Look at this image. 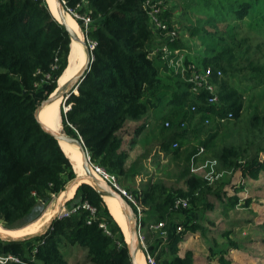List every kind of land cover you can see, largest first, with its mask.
Segmentation results:
<instances>
[{"label": "trees", "instance_id": "obj_1", "mask_svg": "<svg viewBox=\"0 0 264 264\" xmlns=\"http://www.w3.org/2000/svg\"><path fill=\"white\" fill-rule=\"evenodd\" d=\"M180 1L185 10L189 8L191 0ZM63 2L72 16V12L90 16L87 28L82 20L73 17L85 39L96 43L91 49L89 69L77 91L62 104L67 106L66 112L61 109L63 130L81 138L91 163L118 178L127 176L125 164L129 152L123 147L124 127L127 122L144 119L139 126L142 129L149 121L151 111L157 119L165 114L163 118L169 122L168 126L166 121L161 125L166 153L181 156L183 147L191 144V151L185 156L187 159L198 146L208 147L213 136L195 144L197 131L241 116L243 93L227 78L232 76L236 62L249 60L252 49L264 50V28L261 27L264 25V0L198 2L213 16L218 14L217 20L225 22L222 33L226 38L222 34L212 39L209 36L216 33H208L198 26L190 29V34L213 40L205 46L200 63L222 72L221 77L212 78L217 103L207 101L206 91L192 94L189 85L163 63L159 54L147 57L148 48L156 44L157 39L143 8V0ZM164 2L166 6L160 18L172 27L180 21L176 20L174 7L166 0ZM250 10H256L261 20L251 29L261 34L262 39L256 45L247 35L238 37V20L243 21ZM186 23H192L189 17L180 22L181 25ZM168 44L170 48L187 50L178 39ZM69 51V34L52 15L46 0H0V223L5 228H20L36 219L42 204L63 191L76 175L57 140L42 129L34 116L40 101L56 88L57 80L67 66ZM249 63L254 73L252 85L263 84L264 58L251 59ZM40 87L42 93L39 94ZM163 95H167L166 102L162 101ZM191 105H196L194 111L190 110ZM228 113L232 118L224 122L215 119ZM193 120L197 121L195 126ZM190 135L194 138L190 139ZM173 141H177L176 147H172ZM239 153L234 145L223 146L216 156L217 161L225 167H240L243 174L257 178L260 170H264V161L253 157L249 162L237 163L235 158ZM205 185L202 178L191 175L186 180V189L169 190L164 185L151 183L142 191H135L144 206L154 207L151 217L143 215L140 223L141 231H147V250L159 264H194L191 253L178 255L182 234L176 232L178 225L172 221V215L176 210V198H187L190 205L206 192ZM224 194L215 191L217 198L222 199ZM237 201L233 195L225 202H228V208H233ZM83 202L96 209L90 223H87L89 210L80 206L68 217H54L41 234L22 240L0 238V254H10L19 260H8L3 264H67L61 251L66 244L84 248L87 259L93 264H131L119 225L100 193L85 182L76 186L73 196L64 205L71 208ZM130 205L136 213L135 207ZM188 208L178 209L187 212ZM100 222L105 223L108 233L99 226ZM158 222L164 223L166 241L159 231L149 229L150 224ZM185 225L191 230L199 228L198 224ZM149 234L153 236L151 241L147 238Z\"/></svg>", "mask_w": 264, "mask_h": 264}, {"label": "rangeland", "instance_id": "obj_2", "mask_svg": "<svg viewBox=\"0 0 264 264\" xmlns=\"http://www.w3.org/2000/svg\"><path fill=\"white\" fill-rule=\"evenodd\" d=\"M198 2L199 0H191L189 8L185 10L180 0H166L168 5L174 7V14L177 21L184 22L189 17V20L192 22L191 24L186 23L185 25H181L180 22L173 24L177 29V31H175L177 35L175 40L178 39L185 45L187 49L185 55H187V58L200 63V59L205 55V46L212 43V39L215 36L217 37L223 34L222 30L225 29V22L217 20L218 14L213 16L211 12L201 8ZM227 21H229V19L226 20V22ZM238 22L240 23V34L238 37L247 35L251 41H253V45L261 41V34L251 30L256 27V24L261 22L256 14V10H250L243 21L238 20ZM192 26H198L199 28H203L206 32L216 33V35H210L209 37H212L210 41L209 38L205 40L200 38L197 34H190ZM261 27L264 28V25ZM262 31H264V29ZM223 37L226 38L225 35ZM83 38H85L84 34ZM157 42L158 41H156V43ZM249 56V60L242 59L236 62V68L233 70L232 76L227 78L243 93L244 108L241 116L235 120L231 119L222 124H211L196 132V137L194 139L195 144L204 141L209 135H213L212 138L210 137L211 140L208 147H206L204 153L198 157L197 162L200 165L207 160L216 161V165L212 169V171L214 170L212 179H204L203 175L205 173L212 172L211 169L206 167L197 172H191L190 165L187 164V158L185 157V152L188 151V148L191 149L192 147L191 144L183 147L186 150L181 156L175 157L172 153H166L162 145L163 134L161 132V125L166 121V119L163 118L165 114L162 113L157 119L152 112L151 116H149V121L142 129H139V132L136 134L135 144L130 147V151H132L131 174L129 179L131 184L129 187L122 184L127 190L135 194V191H142L151 183L164 185L169 190L176 188L186 189V180L189 176L196 175L202 178L206 183L204 188L207 187L208 189L206 192L199 195L198 202H190V205H188L189 208L187 212L191 211L190 213L192 216L186 219L184 215H186L187 212L179 210L178 208L181 207H177L173 212L172 221L178 225H183L186 221H191L192 219L197 221L199 225L198 229H200L203 238L209 245L212 254L214 248H222L217 244H219L218 241L220 240V245H222L224 238L227 243L224 246V252H226L229 247H232V245L234 248H240V246L244 247V245H240L243 243L242 241H255L253 237L251 240L238 238V236H247V232H249V228H245L247 226L253 227L250 230L254 233V237L256 235L259 237L262 235L261 237H264V214L258 210L261 205L264 206V170H260L257 178H252L247 174H243V172L240 171V167H225L222 163L217 161L216 157L223 146L234 145L240 152L235 158L237 163L249 162L253 157H257L259 161H264V146L263 149H260L261 145H264V83L258 86L252 85L254 73L249 63L251 59L252 61L257 59L263 60L264 50L259 51L252 49ZM40 91L42 93L41 87L37 90V93L40 94ZM166 99L167 95H163L162 101L166 102ZM62 104L63 101L60 105V114L61 109L67 107L66 105L62 106ZM154 143L156 144L155 147L151 148L150 146ZM257 149H259V151H257ZM231 181H235V184L232 185H235L237 188L240 198L233 208H228V202L224 204V202H219L217 200L215 191H219L220 193L222 191L223 193L224 187L231 183ZM71 183L72 181L67 183L62 193L70 188ZM72 187L75 186H71V188ZM228 191H233V189L230 188ZM62 193L60 192L57 195H52L47 202L43 203L40 215L33 220L44 222L49 216L50 220H48L46 226L42 228V230L40 229L37 232L32 231L24 236L29 237L33 234L44 232L45 229L48 228L51 219L56 215V212L62 207L66 208L64 204L73 196L74 189L72 195L66 198L67 200L65 197L61 198ZM139 201L142 207V214H144L146 211L145 207L147 209V206L141 203V199H139ZM49 213L50 215H48ZM224 219H230L232 224L224 222ZM233 221H236L234 225ZM229 225L234 226L232 228L233 230H229ZM0 226L3 227L1 223ZM244 232H246V234H244ZM229 234L232 235V238ZM143 235L146 236L147 231H143ZM61 251L68 264H93L87 259L85 250L78 245L66 244L61 248ZM219 252H222V250ZM245 252L250 251L245 250ZM247 254L252 255L251 252ZM156 262L158 264L160 263L158 260H156Z\"/></svg>", "mask_w": 264, "mask_h": 264}, {"label": "built area", "instance_id": "obj_3", "mask_svg": "<svg viewBox=\"0 0 264 264\" xmlns=\"http://www.w3.org/2000/svg\"><path fill=\"white\" fill-rule=\"evenodd\" d=\"M143 8L147 12V15L150 20V26L152 30L155 32V36L157 39V43L150 46L148 48L147 57L152 58L154 55L159 54L160 59L165 63V65L172 69L176 74L180 75L182 79L189 85V91L196 95L199 94L200 91L207 92V101L209 103H217L218 102V95L216 92V86L212 82V78L221 77L222 72L220 69H216L215 71L211 66H204L201 63H197L190 58H187L185 55L184 49L180 48H170V42H173L176 39V32L177 29L174 27H170L166 22H164L160 18L161 12L165 9L164 0H143ZM75 18L82 20L84 26L87 28L90 23V16L86 13L78 14L76 12H72ZM87 44L89 49L91 50L95 46V42L87 39ZM196 109V105H191L190 110L194 111ZM232 118V114L228 113L226 116H217L215 119L219 122H224L227 119ZM205 123H208V120L205 119ZM165 125L168 126L169 122L166 121ZM184 125V122L181 123V126ZM178 145L177 141H173L172 147H176ZM205 148L203 146H198L196 151L191 153L188 159V164L190 165L191 172H197L202 168L206 167L208 169L214 168L216 165L215 160L205 161L203 164H198V157L204 153ZM90 169L91 171L99 177V179L103 180L104 182L108 183L114 190H116L128 203L132 204V206L136 209V215L138 219V241L140 243V247L143 251L145 256L146 264H158L155 260L154 255H152L148 250L145 243V236L143 235V231H141V217L142 214V207L140 205L139 197L133 194L131 191L127 190L120 182V179L115 174L109 173L102 167L97 164H93L90 162ZM212 172L205 173L203 175L204 179H212ZM84 207L89 210L90 218L87 220V223H90V219L95 216L96 209L95 207L91 206L87 202H83L81 205L77 204L72 206L71 208H60V210L56 213L55 217L63 218L68 217L71 214L75 213L79 207ZM188 206V199L178 197L174 201V208L181 207L186 208ZM99 226L104 228V230L108 233L107 226L104 222H100ZM164 223H152L149 225V229L152 231H159L160 236L162 237L163 241H166L167 233L164 230ZM183 227L178 225L176 227L177 232H181ZM42 242V241H41ZM8 260L19 261L17 257H13L10 254L1 255L0 254V263L3 264Z\"/></svg>", "mask_w": 264, "mask_h": 264}, {"label": "crops", "instance_id": "obj_4", "mask_svg": "<svg viewBox=\"0 0 264 264\" xmlns=\"http://www.w3.org/2000/svg\"><path fill=\"white\" fill-rule=\"evenodd\" d=\"M151 112H149L150 116L152 114ZM144 122H145L144 119L140 120L138 122L130 121V122H127L125 127H124L125 132H124V136H123V147L128 149V152H129V157H128L126 164H125L126 169L128 170V175L119 178L121 184H123L124 186L129 187L131 184V182L129 180L130 174H131L130 171H131V162H132L131 161L132 151H130V147L133 144H135L134 143L135 138H136L135 136L139 132V126ZM196 123H197L196 120L192 121L193 126H195ZM192 137H193V135H190V139ZM155 145L156 144L154 143L150 147L154 148ZM185 150L186 149L183 148V151H185ZM190 151H191V149L188 148V151L185 152V155L190 153ZM188 159H187V162H188ZM232 184H235V181H231V183H229L228 185H226L224 187L223 191L225 192V194H224V196H222V199L217 198V200L219 202H224V204H225L227 197H231L233 195H235L238 199L240 198L239 194L237 192V188L235 187V185L233 186ZM230 188H232L233 191L229 192L228 189H230ZM221 193H222V191H221ZM145 210L146 211L143 215L151 217V214L154 212V207L147 206V209L145 207ZM258 210L260 212H262V214H264V206L263 205H261ZM190 212H187L186 215H184V217L186 219H188V217L192 216ZM151 222H154V220H151ZM224 222H228V224H232L231 223L232 221H230V219L229 220L224 219ZM233 222H234L233 223V225H234L236 221H233ZM175 224H177V223H175ZM185 224H187V225L188 224H190V225L196 224L197 225L198 223H197V221L192 219L191 221H186L183 225L181 224V226L183 227V230L181 232H179L182 234V239L178 244V248H179L178 255L184 256L186 254V252L191 253L194 264H264V237H261L262 235L260 237L257 235L254 237V233H252V231L250 230L253 227H250V226L245 227V228H249V232H247L246 237L238 236V238H242V239H246V240H251L252 237L255 238V241H242L243 243H241L240 245H244L245 248L241 247V246H240V248H234V246L232 245V247H229L227 249V251L224 252V250H225L224 246L227 243H226L225 238L224 239L222 238L223 239V243H222L223 246L220 245V240L218 241L219 244H217L219 247H222V248H219V249L214 248L213 254H212V251L210 250L209 245L207 244L205 239L203 238V235L200 232V229L197 228L195 230H191V229H188ZM233 227L234 226L229 225V230H233L232 229ZM254 229H256V228H254ZM244 234H246V232H244ZM229 236L232 238V235L229 234ZM147 238L150 241L153 240V236L150 234H149V236H147ZM220 250H222V252H219ZM245 250L250 251L252 253V255L247 254L250 252H245ZM155 254H156V252H155ZM67 264H68V262H67Z\"/></svg>", "mask_w": 264, "mask_h": 264}, {"label": "bare ground", "instance_id": "obj_5", "mask_svg": "<svg viewBox=\"0 0 264 264\" xmlns=\"http://www.w3.org/2000/svg\"><path fill=\"white\" fill-rule=\"evenodd\" d=\"M50 6L51 11L53 12L54 16L61 20V15L57 12L55 8L54 0H47ZM63 18L68 25V27L75 33L78 39H83V33L81 32V29L79 27L78 22L76 19L68 12H63ZM71 53L68 55V65L63 71V73L59 76L57 80V91L59 89H68L69 85H67L72 77L77 75L80 71L81 66L84 62V45H82L78 40H73L71 43ZM63 101L62 97H59L58 99L51 101L43 106V109L41 110L39 114L40 121L46 125L48 128L62 132L63 128L61 126V114H60V105ZM64 109V108H63ZM61 146L63 150L66 153L71 152L72 159H75L77 162L75 169L77 170V175L80 177V181H85L89 184H91L93 187H95L98 192L100 193L101 197L105 201L109 211L111 214L115 217V219L118 221L120 226L122 227L123 231L125 232L127 229V220L125 217V214H127L128 211L125 210V208L119 203L117 198L106 192L103 188L99 187L93 180L86 177L85 171L80 168V153L76 148H73L71 145L61 141ZM78 168V169H77ZM71 186H75L72 187ZM77 184L71 183L70 188H66L67 191L62 193L61 191V198L63 197H70L73 193V189L75 191ZM50 212V211H49ZM58 212V211H57ZM56 212V213H57ZM129 215H131L128 212ZM50 215V213L48 214ZM54 216V215H53ZM49 216L45 219L44 222H41L39 220H35L32 223H29L26 226L20 227V228H14V229H6L2 226H0V235L2 236H11V237H19L27 235L28 233L38 230H42L46 226V223L48 222ZM34 232V233H35ZM126 239L128 240V235L126 234ZM135 258L138 262V264H146L144 254L142 252V249L140 247L139 241L136 243L135 248Z\"/></svg>", "mask_w": 264, "mask_h": 264}, {"label": "water", "instance_id": "obj_6", "mask_svg": "<svg viewBox=\"0 0 264 264\" xmlns=\"http://www.w3.org/2000/svg\"><path fill=\"white\" fill-rule=\"evenodd\" d=\"M46 2H47V5H48V8H49L50 12L54 16L53 12L50 9V6H49V3H48L47 0H46ZM54 3H55V8H56L57 12L61 15V20H58L55 16L54 17L58 20V22H60L65 27V29L67 30V32L69 34V37H70V51H69V54L71 53V49H72V47H71L72 41L73 40H76V41L78 40L85 47L84 51H83L84 52V62H83V65L80 68L79 73L77 75H75L74 77H72L70 79L69 83L67 84V85H69V88L65 89L67 87L66 86L64 89H62V90L59 89V91H57V86H56L54 91L52 93H50L45 99L41 100L40 103L37 105V107L35 108V111H34V116L37 119L39 125L42 127V129L44 131L48 132L49 134H51L57 140V142H58V144H59V146H60V148L62 150H63V148L61 146V141L71 145L73 148H76L79 151V153H80V168H82L85 171L86 177L90 178L91 180H93L99 187L103 188L106 192H108L109 194H111L112 196L117 198V200L119 201V203H121V205L125 208V210L128 211L131 214V215H129L128 212H127V214H125V217H126L128 225H127L126 231L124 232L122 227L118 223V221L115 219V217L109 211L110 214L112 215V217L114 218V220L119 225V227H120V229H121V231L123 233L124 240H125V243H126V246H127V250H128V254L130 256L131 264H138V262H137V260L135 258V248H136V243L138 241V237H137V233H138V219H137V215H136L135 211L133 210V208L131 207V205L116 190H114L108 183H106L103 180L99 179V177L96 176L91 171V169H90V158L88 156L87 150L85 149L80 137L75 138L73 136H70L64 130L62 132L52 130V129L48 128L46 125H44L39 119V114H40L41 110L43 109L44 105H46L47 103H49L51 101H54V100L58 99L59 97L63 98V103H64L66 98L72 92H76L77 91V86L80 83V81L82 80V78L85 76V73L89 69V65H90L91 60H92V54H91V50L88 47L87 39H85V38L78 39L77 36L75 35V33L68 27V25L66 24V22H65V20L63 18V12H68L65 9V7H64L63 0H54ZM68 63H67V65H68ZM66 109L67 108H64L63 111L66 112ZM63 152L65 153V155L70 160L71 165L73 167V170H74V172L76 174L75 177L71 180L72 183H76L78 185V184H80L82 182H85V181H80V177L77 175V170L75 169L77 161L75 159H72L71 152L70 153H66L64 150H63ZM85 183H87V182H85ZM50 223H51V221H50ZM50 223L48 224V227L50 226ZM46 229H45V231H46ZM41 233H43V232L33 234L32 236L37 235V234H41ZM126 234L128 235V238H129L128 240L126 239ZM32 236H29V237H26V236L11 237V236H2V235H0V238L4 239V240H22V239L30 238Z\"/></svg>", "mask_w": 264, "mask_h": 264}]
</instances>
